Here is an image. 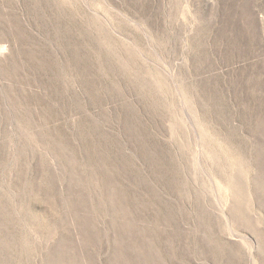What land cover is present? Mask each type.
<instances>
[{"label":"rangeland","instance_id":"rangeland-1","mask_svg":"<svg viewBox=\"0 0 264 264\" xmlns=\"http://www.w3.org/2000/svg\"><path fill=\"white\" fill-rule=\"evenodd\" d=\"M0 264H264V0H0Z\"/></svg>","mask_w":264,"mask_h":264}]
</instances>
